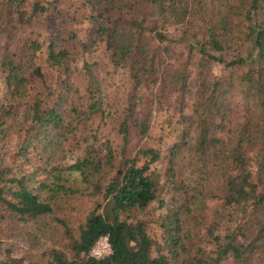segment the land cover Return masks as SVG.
I'll return each instance as SVG.
<instances>
[{
  "label": "trees",
  "instance_id": "obj_1",
  "mask_svg": "<svg viewBox=\"0 0 264 264\" xmlns=\"http://www.w3.org/2000/svg\"><path fill=\"white\" fill-rule=\"evenodd\" d=\"M103 2L105 8L120 12L112 16L109 9H103L90 19L96 23V32L103 38L112 64L128 65L129 75L136 83L140 73L156 72L155 53L141 40L144 31L152 33L158 43L183 42L192 53L191 58L196 56L191 110L183 118L187 123L181 129V138L168 149L162 173L150 167L161 158L157 149L141 147L116 164L108 141L99 144L104 153L102 159L93 144L80 146L81 156L63 166H49L48 178L40 180L33 189L0 162V209L20 221L52 214L53 202L60 194L101 197L75 233L61 218H54L70 240L71 254L50 247L44 252L45 262L26 264H264V0ZM45 9L38 1L31 2L32 13ZM147 17H151L150 21ZM170 27L177 36L170 35ZM38 48L34 43L30 49L34 52ZM229 51L233 54L227 57ZM65 57L64 50H55L52 43L48 44L49 65L59 66ZM210 62L229 72L212 74ZM181 64L172 72L174 84L186 79L187 64ZM1 65L9 97L22 99L26 78L8 55ZM82 68L89 101L84 109L71 104L66 112H61L55 105L42 104L40 100H33L26 107L32 122L44 134V146L51 152L62 151L61 141L66 143L69 136L80 137L85 119L100 109L98 85L85 63ZM32 75L43 77L39 67L32 70ZM236 96L243 101L242 116L232 136L225 140L223 131ZM127 115L128 112L117 128L123 143L127 142L130 124L138 134L148 133L146 118L128 121ZM48 130L51 133L46 134ZM191 135V146L186 145L185 139ZM186 149L195 155L191 167L197 174L193 177L200 179L197 165L203 160L213 171L211 181L204 180L200 190L198 185L184 183L173 166L175 156ZM103 170L112 173L103 178ZM75 173L80 183L71 177ZM164 194H171L169 200H164ZM207 196L215 199L210 217L207 214L200 218L195 231L187 228L197 210L196 206L189 209L190 204L200 199L203 207ZM152 202L164 209L159 222L163 246L147 233L140 217ZM100 236H106L110 252L94 258L89 251ZM0 264L23 263L7 249L0 252Z\"/></svg>",
  "mask_w": 264,
  "mask_h": 264
},
{
  "label": "rangeland",
  "instance_id": "obj_2",
  "mask_svg": "<svg viewBox=\"0 0 264 264\" xmlns=\"http://www.w3.org/2000/svg\"><path fill=\"white\" fill-rule=\"evenodd\" d=\"M32 1L0 0V162L7 164L14 176L33 189L40 180L48 178L49 166L70 163L81 156V147L87 144H93L97 156L102 159L104 153L99 149V144L108 141L116 164L125 157H131L141 147L157 149L161 158L150 167L162 173L166 167L168 149L181 138V129L187 123L183 118L191 110L196 87L193 65L196 56L191 58L192 53H189L183 42L172 40L158 43L152 33L144 31L141 40L150 52L152 50L155 53L156 72L153 75L140 73L136 83L129 75L128 65L112 64L104 40L96 32V23L90 19L91 15L103 9H109L112 16H116L114 12H120L119 9L105 8L104 0H36L46 9L32 13ZM149 18L146 20L150 21ZM169 32L177 36L172 27ZM34 43L39 48L32 52L30 48ZM49 43L55 50L66 52L59 66H51L46 62ZM232 54L229 51L227 57ZM6 55L26 78L24 97L20 100L11 99L6 91V73L1 65ZM183 62L187 64L186 79L174 84L172 72L175 67H181ZM84 63L98 85L100 109L85 119L80 137L69 136L66 143L61 141L64 145L62 151L51 152L44 146V134L32 122L26 107L33 100H40L42 104L55 105L61 112H66L71 104L84 109L89 102L87 79L82 68ZM35 67H39L42 78L32 75ZM209 69L216 76L229 72V69L216 62H210ZM242 103L239 96L231 102V116L223 131L225 140L232 136L238 118L242 116ZM127 112L128 121L146 118L148 133L140 135L130 124L127 142L123 143L117 128ZM49 133L51 131L48 130L46 134ZM192 138V135L186 137V145L189 143L191 146ZM193 157L192 150H183L173 159V166L184 183L198 185L200 190L204 180L211 181L213 171L203 160L197 165L200 179L193 177L197 174L191 167ZM101 173L104 178L112 171L103 170ZM71 177L80 183L78 173ZM214 183L213 180L211 185L214 186ZM170 196L164 194V200H169ZM211 198L206 197L203 207L199 205L200 199L190 204L189 209L196 206L197 210L195 219H190L192 225L187 228L195 231L199 220L206 218L207 214L210 217L209 210L215 202ZM100 201V195L60 194L53 202L52 214L28 221H20L0 209V252L10 250L11 256L20 258L23 264L29 261L45 262L44 252L50 247L71 254L70 240L54 218H61L75 233L84 216ZM163 212V208L152 202L140 215L146 223L147 233L160 246H163V231L159 222Z\"/></svg>",
  "mask_w": 264,
  "mask_h": 264
},
{
  "label": "built area",
  "instance_id": "obj_3",
  "mask_svg": "<svg viewBox=\"0 0 264 264\" xmlns=\"http://www.w3.org/2000/svg\"><path fill=\"white\" fill-rule=\"evenodd\" d=\"M110 252L106 236H100L92 245L89 255L94 258H102Z\"/></svg>",
  "mask_w": 264,
  "mask_h": 264
}]
</instances>
